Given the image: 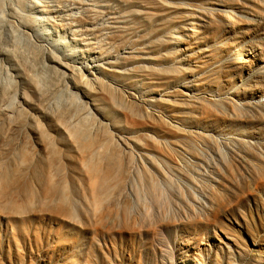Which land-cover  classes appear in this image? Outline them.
Segmentation results:
<instances>
[{"label": "rangeland", "instance_id": "374dc122", "mask_svg": "<svg viewBox=\"0 0 264 264\" xmlns=\"http://www.w3.org/2000/svg\"><path fill=\"white\" fill-rule=\"evenodd\" d=\"M170 1L176 11L159 34L186 38L195 84L169 82L156 107L140 106L127 200L113 189L116 215L77 224L0 218V264H264V0ZM144 133L162 160L139 153Z\"/></svg>", "mask_w": 264, "mask_h": 264}, {"label": "bare ground", "instance_id": "6f19581e", "mask_svg": "<svg viewBox=\"0 0 264 264\" xmlns=\"http://www.w3.org/2000/svg\"><path fill=\"white\" fill-rule=\"evenodd\" d=\"M175 9L170 0H0L1 219L116 215L113 189L127 200L140 106L156 107L169 82L194 88L183 59L190 44L159 34ZM164 44L172 51L161 55ZM142 138L139 153L162 160L152 137Z\"/></svg>", "mask_w": 264, "mask_h": 264}]
</instances>
